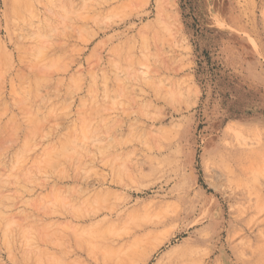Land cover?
I'll use <instances>...</instances> for the list:
<instances>
[{
	"label": "rangeland",
	"instance_id": "1",
	"mask_svg": "<svg viewBox=\"0 0 264 264\" xmlns=\"http://www.w3.org/2000/svg\"><path fill=\"white\" fill-rule=\"evenodd\" d=\"M0 264H264V0H0Z\"/></svg>",
	"mask_w": 264,
	"mask_h": 264
}]
</instances>
